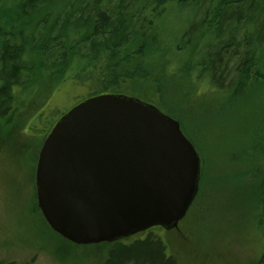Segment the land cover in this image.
Here are the masks:
<instances>
[{
	"label": "trees",
	"instance_id": "trees-1",
	"mask_svg": "<svg viewBox=\"0 0 264 264\" xmlns=\"http://www.w3.org/2000/svg\"><path fill=\"white\" fill-rule=\"evenodd\" d=\"M67 80L87 85L89 98L119 95L130 81L159 108L187 107L203 84L231 100L248 93L247 105L256 99L242 142L258 174L264 245V0H0V120ZM105 264L177 260L151 236L115 243Z\"/></svg>",
	"mask_w": 264,
	"mask_h": 264
},
{
	"label": "rangeland",
	"instance_id": "rangeland-1",
	"mask_svg": "<svg viewBox=\"0 0 264 264\" xmlns=\"http://www.w3.org/2000/svg\"><path fill=\"white\" fill-rule=\"evenodd\" d=\"M119 86V95L135 96L142 89L135 90L130 81ZM90 92L87 85L67 80L49 92L31 93L11 120H0V263L105 264L114 244L76 245L63 239L49 227L36 196L38 157L47 136ZM191 94L187 107L159 109L178 120L199 149L205 169L202 196L180 231L157 229L123 242L162 240L177 264H257L264 250L256 207L258 174L249 161L252 152L243 155L242 141L260 104L254 99L247 105L248 93L231 100L207 84Z\"/></svg>",
	"mask_w": 264,
	"mask_h": 264
},
{
	"label": "water",
	"instance_id": "water-1",
	"mask_svg": "<svg viewBox=\"0 0 264 264\" xmlns=\"http://www.w3.org/2000/svg\"><path fill=\"white\" fill-rule=\"evenodd\" d=\"M202 157L176 119L127 95L89 98L56 123L39 153L38 207L76 245L179 228L195 203Z\"/></svg>",
	"mask_w": 264,
	"mask_h": 264
},
{
	"label": "flooded vegetation",
	"instance_id": "flooded-vegetation-1",
	"mask_svg": "<svg viewBox=\"0 0 264 264\" xmlns=\"http://www.w3.org/2000/svg\"><path fill=\"white\" fill-rule=\"evenodd\" d=\"M156 229H160V228H154V229H151V230H149V231H147L145 234H147V233H152L154 230H156ZM178 231H180V228L178 229Z\"/></svg>",
	"mask_w": 264,
	"mask_h": 264
}]
</instances>
